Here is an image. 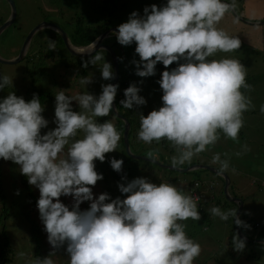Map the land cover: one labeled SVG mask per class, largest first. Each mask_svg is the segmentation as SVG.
I'll return each mask as SVG.
<instances>
[{"label": "clouds", "instance_id": "clouds-1", "mask_svg": "<svg viewBox=\"0 0 264 264\" xmlns=\"http://www.w3.org/2000/svg\"><path fill=\"white\" fill-rule=\"evenodd\" d=\"M234 9L235 0H167L159 8L145 7L142 17L132 12L112 33L121 46L135 44L139 61L132 63L138 77L154 76L158 63L165 69L177 64L160 74L157 83L163 93L162 106L147 116L139 115L137 132V139L147 145L167 141L176 153L170 159L173 168L191 163L221 135L238 142L243 114L252 107L242 91L252 88L246 82L245 66L236 59H209L241 47L237 37L218 28ZM49 45L54 49V42ZM99 61H103L101 77L112 80L111 65L98 52L83 66ZM12 81L8 75L0 77V90L12 87ZM80 83L85 86L91 80L84 77ZM118 87L102 85L98 97L86 92L70 97L59 90L55 95L56 126L43 135L41 130L47 128L48 121L35 94L26 102L9 92L0 101V159L18 165L28 184L39 190L36 207L53 249L32 264H54L51 257L61 248L67 264H193L200 255V245L187 236L182 223L201 219L199 197L146 178L118 184L123 199H111L106 193L93 196L92 188L103 179L94 162L103 163L105 154L116 151L121 140L114 123L97 122L112 111ZM140 91L130 84L120 105L124 109L145 105ZM73 101L80 111H73ZM80 133L82 137L77 138ZM145 158L158 160V149L146 152ZM109 163L113 171L121 172L123 160L113 158ZM210 163L219 165L217 174L229 170V160H222L220 153L214 154ZM62 196L72 198L71 207L61 202ZM84 202H89V207L81 210ZM210 213L222 221L232 218L238 227H249L237 217L235 208L222 211L213 207ZM232 246L241 252L245 240L234 234ZM24 256V252L17 253L19 259Z\"/></svg>", "mask_w": 264, "mask_h": 264}, {"label": "rangeland", "instance_id": "rangeland-1", "mask_svg": "<svg viewBox=\"0 0 264 264\" xmlns=\"http://www.w3.org/2000/svg\"><path fill=\"white\" fill-rule=\"evenodd\" d=\"M12 1L16 8V18L12 25L0 33V60L3 61L12 60L11 57L15 55L17 50H21L27 34L42 23L51 22L57 25L71 40H73L75 30H81L77 27L82 26V29L88 28V34L94 35L96 39L109 28H117L120 24L127 22L132 12L135 11L142 17L145 7L150 8L152 5H156L159 8L167 3V0ZM223 2L232 3V0H223ZM242 7V0H235V11L239 17H241ZM10 15L11 9L8 3L5 0H0V26L8 20ZM108 25L110 27L105 29ZM218 28L230 36L237 37L241 41V47L231 53H218L209 59L230 58L240 61L246 68V82L252 86L250 91L242 89L245 95L251 99L252 107L243 114L244 125L240 130L238 142L225 139L221 135L214 146H210L207 151L194 157L191 163H186L180 167L179 169L195 167L183 173L158 166L151 160L144 161L132 158L123 147L121 135L116 151L105 154L103 163L94 162L95 171L101 174L103 179L96 183L92 192L94 198L106 193L111 199L117 197L123 199L125 196L119 192L118 184H126L135 178H146L149 182L157 185L170 183L187 195H192V192H195L197 197H200V206L197 205V208L201 219L197 222L191 219L182 222L186 225L187 236L198 243L201 248L200 255L193 261V264H264V244L245 242L243 251L237 252L233 249L232 236L238 235L234 221L232 218H229L228 221H222L219 217L212 216L210 209L219 207L222 211H228L235 208V202L227 200L223 194L225 180L223 181L222 177V179L217 180V184L211 190L210 182L216 179L215 176L207 172L206 169L199 168L208 166L218 171L219 165L210 163L212 156L216 153L221 154L222 160H229V170L225 172L231 180L228 193H231L232 196L235 195L242 201V215L238 218L244 224L249 225V229L251 228L250 237L254 239L253 241L261 238L264 241V113L261 112V107L264 106V42L262 43V40L264 41V24L249 25L230 12L220 21ZM55 35L58 34L51 28L41 29L31 41V52L24 60V62L28 61L27 63L22 64L20 61L9 66L0 64V77L8 75L13 79L12 87L8 86L4 90H0V101L6 98L9 92H13L17 97H22L26 102L33 98L34 94L31 95L33 91H35V95L41 96L42 107L44 108L42 116L48 121L47 128L41 130L42 135L56 126L53 123L55 119V95L59 90H64L65 95L70 97L84 92L98 97L102 92V85L111 83L101 77L100 68L103 61H99L95 65L88 63L87 67L83 66L93 56L84 59L72 56H69L70 59L66 58L68 61L71 58L74 61H81V68L76 65L68 68L69 62L66 59L55 63L44 60L36 49L45 46L44 42L48 36H52V42L55 43L59 51L62 50ZM109 35L104 38V43L110 45L119 59L120 80L117 82L119 87L116 97L120 94L121 88L124 94L130 84H135L141 89L138 94L146 100L145 105L134 106L132 110L130 152L145 157V153L149 150L158 149L159 159L156 162L172 167L170 159L176 153L167 141H161L159 144L153 142L151 145H147L137 139L139 115L147 116L150 111L158 110L162 106L161 96L163 93L159 84L150 79L136 76L133 73L135 65L132 64L136 56L135 48L121 46L113 34ZM58 36L60 37V35ZM93 41L87 44H79L81 40H78L75 47H86ZM19 52L15 58L19 56ZM97 52L104 56V62L110 63L113 71L110 53L105 50H98ZM63 54L64 52L61 51L60 55ZM125 59L127 62L124 61ZM137 60L139 61V57ZM32 73H34V80L29 78V75H33ZM161 73L162 71L159 72V76ZM84 77L89 78L91 83L83 86L80 79ZM71 106L73 111H80L75 101L72 102ZM108 120L114 123L112 117H109ZM81 137L82 133L78 134L77 138ZM245 145L247 146L246 149L244 148ZM137 146L138 148H136ZM237 152L241 155L237 156ZM117 155H120L121 159L116 158ZM113 158L123 160L122 170L119 172L122 180L111 175L113 169L109 162ZM233 168L235 172L232 171ZM196 181L200 182L199 187L194 186ZM25 186L21 183L19 166L11 161L0 159V242L6 239L14 256L13 260L6 264H32L34 259H43L53 251L47 242V234L39 219L36 207L39 190L30 186L26 177ZM212 196L221 200V206L210 199ZM60 200L69 207L73 202L71 197L62 196ZM88 207L89 202L80 205L81 210H86ZM33 236L36 237L40 247L38 257L35 250L36 243L32 240ZM238 237L241 238L240 235ZM19 252L25 253L23 259L17 257ZM51 258L54 264H67L68 261L64 248L57 250Z\"/></svg>", "mask_w": 264, "mask_h": 264}, {"label": "water", "instance_id": "water-1", "mask_svg": "<svg viewBox=\"0 0 264 264\" xmlns=\"http://www.w3.org/2000/svg\"><path fill=\"white\" fill-rule=\"evenodd\" d=\"M10 9H11V15L8 18V20L6 22H4L1 26H0V33L5 30L8 26L12 25V23L14 22L15 18H16V8L14 5V2L12 0H5ZM231 13H233L238 19H240L241 21L249 24V25H263L264 24V20L263 21H259V22H249V21H245L242 17H239L237 15V13L233 10L231 11ZM43 28H51L52 30H54L58 35H60V40L63 44V47L65 49V51L72 57H76V58H90L92 56H94L98 50H105L107 53H110L111 55V59H112V65H113V75L114 78L112 79L110 84L116 85L118 80H119V68H118V59L116 54L114 53V51L111 49V47L108 44L104 43V38L106 36H108L109 34H112L113 32H115V30L117 28H110L108 29L106 32H104L102 35H100L99 37H97L90 45L86 46V47H75L72 46L67 38V35L65 34V32H63L57 25L51 23V22H46V23H42L40 25H37L36 27H34L25 37V40L23 42V45L21 47V50L19 52V56L17 58H14L12 60H8V61H3L2 59L0 60V64H5V65H14L19 63L25 56L26 51L29 47L30 41L32 39V37L41 29ZM110 36V35H109ZM93 44H95V48H93ZM112 113L114 115V117H116L117 119L121 120L123 123V131H122V140H123V145H124V149L127 152V154L129 156H131L132 158L136 159V160H144V161H148V159H146L145 157L142 156H138L135 154H132L130 152V148H129V131H130V124L127 118H125L121 113H119L115 107V103L113 104V109H112ZM158 166H161L163 168L166 169H170V170H174V171H180L183 173H186L188 171H190L191 169L195 168V167H191L190 169H179V168H173V167H169L166 165H162L161 163L158 162H153ZM199 168H203L206 169L207 171L213 173L214 175H218L220 177L223 178V181L225 180V186L223 189V194H225V196L227 197V200L231 201V202H235L237 205L236 208V214L237 217L240 216V214L242 213V201L240 200V198L238 197H233L232 195H230L228 193V188L230 185V179L228 178V176H226L225 173L223 174H217L218 171L212 169L211 167L208 166H202ZM234 226L236 228V231L238 233V235L241 236V239H244L245 242L247 243H251L252 241L248 238H245L242 236L241 232H240V228L234 223ZM257 244H264V241L262 240H257L254 241Z\"/></svg>", "mask_w": 264, "mask_h": 264}, {"label": "trees", "instance_id": "trees-1", "mask_svg": "<svg viewBox=\"0 0 264 264\" xmlns=\"http://www.w3.org/2000/svg\"><path fill=\"white\" fill-rule=\"evenodd\" d=\"M242 9V8H241ZM236 9H234V11H235ZM236 13H237V11H235ZM238 14V13H237ZM108 23H110V21L108 20ZM107 28L108 27H110V25H108V26H106ZM77 28H81V30H79V29H76V36H78V37H80V36H82L83 37V39H84V44H87V43H89V42H91V41H93L95 38V36L94 35H89L88 34V28H85V29H82V26H78ZM107 28H105V29H107ZM81 33H83V35H81ZM102 33V32H101ZM99 35V34H98ZM129 46H131V47H133V48H135V44L133 43L132 45H129ZM136 57L138 58V55H136ZM124 61H126L127 62V59H125ZM137 62H138V60H136ZM129 63V62H128ZM175 67H177V64L176 63H173L172 65H170L169 67H168V69H165L164 68V66L162 65V64H160V63H158L157 65H156V68H155V75L154 76H151V77H146V78H144V79H150L151 81H154L155 83H157V81H159V79H160V76H159V72L160 71H165V70H168V71H170V70H172L173 68H175ZM159 76V77H158ZM120 78V77H119ZM153 79V80H152ZM120 80V79H119ZM110 82H111V80H109ZM120 94H123V90H122V88H121V91H120ZM38 98H39V100H40V103H41V105H42V103H43V100H42V98H41V96L39 95V94H37L36 95ZM114 103H115V107H116V109H117V111L119 112V113H121L122 111H121V109H123V107L120 105V101H119V99L117 98V97H115V101H114ZM126 112H124L122 115L123 116H125V118H127L128 119V121H129V124H130V127H131V125L133 124V118H132V113H133V111L132 110H125ZM109 117H112L113 119H114V125L117 127V129H118V131L121 133V135H122V131H123V123H122V121L121 120H119V119H117L116 117H114V115H113V113H112V111L109 113V115L107 116V117H101V118H97V122L98 123H103L104 121H109L108 120V118ZM41 134H42V132H41ZM130 136H131V130L129 131V137H128V140H129V143H130ZM122 144H123V140H122ZM124 147V146H123ZM117 158H119V159H121V157H120V155L117 157ZM209 173H211V172H209ZM111 175L114 177H117V178H119L120 180H122V177H121V174L120 173H117V172H115V171H113L112 173H111ZM215 176V175H214ZM218 178V180L219 179H222L221 177H217ZM216 178V179H217ZM21 183H22V185L24 186V187H26L25 186V177L23 176V175H21ZM198 187V186H197ZM192 193H195V192H192ZM211 200L212 201H215L219 206H221V203H220V199L218 200V199H216V197H211ZM224 205H226L225 203H223ZM233 205H234V203H233ZM198 206H200V202L198 203ZM235 206V209L237 208V205L235 204L234 205ZM249 211H250V209H249ZM248 213V212H247ZM240 215H242V213L240 214ZM235 227V226H234ZM240 228V231H241V233L243 234V235H245V233L243 232L244 231V229L245 228H243V227H239ZM32 231H33V229H32ZM249 233H251V231L249 232ZM261 239H263V238H261ZM32 240L36 243L35 244V250H36V256L38 257V254H39V244H38V242H37V240H36V237L35 236H33L32 237ZM258 240H260V239H258ZM13 258H14V256H13V251L11 250V248H10V244L8 243V241L6 240V239H4V241L3 242H0V264H6V263H9V262H11L12 260H13Z\"/></svg>", "mask_w": 264, "mask_h": 264}, {"label": "flooded vegetation", "instance_id": "flooded-vegetation-1", "mask_svg": "<svg viewBox=\"0 0 264 264\" xmlns=\"http://www.w3.org/2000/svg\"><path fill=\"white\" fill-rule=\"evenodd\" d=\"M7 19V18H6ZM5 19V20H6ZM4 20V21H5ZM108 29V28H107ZM110 29V28H109ZM37 34V33H36ZM35 34V35H36ZM35 35L32 37V39H31V41L33 40V38L35 37ZM77 34H76V30H75V32L73 33V37H72V39L75 41H73V40H71L70 38H69V36H67V38H68V41H69V43L70 44H72V45H74V46H77V45H75V44H77V41L78 40H81V42H79V44H82L83 42H84V39H83V37L82 36H80V37H78V36H76ZM111 35V34H110ZM55 36H57V39H58V42L60 43L59 44V47H61L62 48V50H58V47H54V49H50V45H49V42L48 41H52L53 40V38H52V36H48L47 37V39L45 40V46L44 47H42V46H40L39 48H37L36 49V51L41 55V57L42 58H44V60H50L52 63H55L56 61H62L63 59H66V58H69V54L65 51V49H64V47H63V44H62V42H61V40H60V37L58 36V35H55ZM30 41V44H29V47H28V49H27V51H26V54H25V56H24V58L21 60V63L23 64V63H27L28 61H25L24 62V60H25V57L31 52L30 50H31V42ZM110 46V45H109ZM19 50L20 49H18L17 50V52L15 53V55L14 56H12L11 58L13 59V58H15V56H17V54H18V52H19ZM61 51L62 52H64V54L63 55H60V53H61ZM71 57V56H70ZM10 58V59H11ZM70 59V58H69ZM117 59H118V56H117ZM119 60V59H118ZM136 61L137 60V58H136V56L134 57V59H133V61ZM23 61V62H22ZM66 61H68L67 59H66ZM69 63L67 64V67L69 68V66H78L79 68H81L82 67V62L81 61H74V60H72V58H71V60L70 61H68ZM121 62V61H120ZM133 64V63H132ZM2 65H4V66H9V65H5V64H2ZM135 71H136V68H134L133 67V73H135ZM33 75H29V78L31 79V80H34L35 78H34V73H32ZM33 94H35V91H33L32 93H31V95H33ZM117 98L119 99V101H121V100H123V95L122 94H119L118 96H117ZM136 108V107H135ZM125 110H133V109H121V113L123 114L124 112H126Z\"/></svg>", "mask_w": 264, "mask_h": 264}, {"label": "crops", "instance_id": "crops-1", "mask_svg": "<svg viewBox=\"0 0 264 264\" xmlns=\"http://www.w3.org/2000/svg\"><path fill=\"white\" fill-rule=\"evenodd\" d=\"M242 6H243L242 7V13L240 14V16L245 21H249V22H259V21H263V19H264V0H242ZM253 26H258V25H253ZM263 42L264 41L262 40V43ZM136 148H138V146ZM134 154H136V153H134ZM137 155H139V154H137ZM118 156L119 155H117L116 158ZM215 168H217V167H215ZM207 172H209V171H207ZM210 174H212L214 176L213 173H210ZM217 177H218V175H215V178H217ZM217 180H218V178L215 179V180H212L213 182H210V184H211L210 189L211 190H212V187L217 184V182H218ZM196 183L199 184L198 185V187H199L200 186V182H197L196 181L194 183V186H195ZM230 184H231V180H230ZM229 187H230V185H229ZM233 197H236V196L234 195ZM250 211H252V209H250ZM250 231H251V228L250 229H249V227L248 228H245L244 231H243L245 233V235H243V236L250 237V233H249Z\"/></svg>", "mask_w": 264, "mask_h": 264}, {"label": "built area", "instance_id": "built-area-1", "mask_svg": "<svg viewBox=\"0 0 264 264\" xmlns=\"http://www.w3.org/2000/svg\"><path fill=\"white\" fill-rule=\"evenodd\" d=\"M198 185H199V184L196 183V184H195V187H197ZM192 195L195 196V197H197V194H196V193H192ZM198 197H199V196H198ZM199 202H200V197H199V201H198V203H199Z\"/></svg>", "mask_w": 264, "mask_h": 264}]
</instances>
